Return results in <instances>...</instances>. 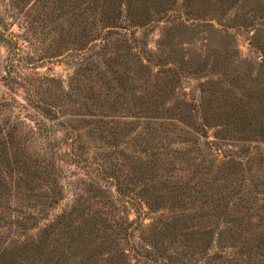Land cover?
Here are the masks:
<instances>
[{
	"label": "rangeland",
	"instance_id": "1",
	"mask_svg": "<svg viewBox=\"0 0 264 264\" xmlns=\"http://www.w3.org/2000/svg\"><path fill=\"white\" fill-rule=\"evenodd\" d=\"M0 264H264V0H0Z\"/></svg>",
	"mask_w": 264,
	"mask_h": 264
},
{
	"label": "trees",
	"instance_id": "2",
	"mask_svg": "<svg viewBox=\"0 0 264 264\" xmlns=\"http://www.w3.org/2000/svg\"><path fill=\"white\" fill-rule=\"evenodd\" d=\"M120 259H121V257H120Z\"/></svg>",
	"mask_w": 264,
	"mask_h": 264
}]
</instances>
